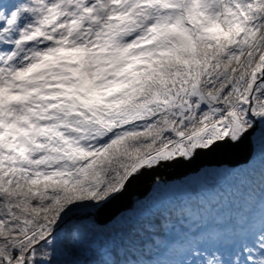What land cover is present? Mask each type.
I'll list each match as a JSON object with an SVG mask.
<instances>
[{"label":"snow or ice","instance_id":"obj_1","mask_svg":"<svg viewBox=\"0 0 264 264\" xmlns=\"http://www.w3.org/2000/svg\"><path fill=\"white\" fill-rule=\"evenodd\" d=\"M0 264H264V0H0Z\"/></svg>","mask_w":264,"mask_h":264},{"label":"water","instance_id":"obj_2","mask_svg":"<svg viewBox=\"0 0 264 264\" xmlns=\"http://www.w3.org/2000/svg\"><path fill=\"white\" fill-rule=\"evenodd\" d=\"M238 159H240L239 151L218 152L207 156H202L192 165L187 167L162 169L159 174L169 181L181 180V177H184L189 171L201 165L220 163L224 160L235 162ZM149 187L150 184L147 180H142L133 186H130L123 197L109 205L106 210V214L108 216L115 215L122 209L129 207L133 201L148 194Z\"/></svg>","mask_w":264,"mask_h":264},{"label":"rangeland","instance_id":"obj_3","mask_svg":"<svg viewBox=\"0 0 264 264\" xmlns=\"http://www.w3.org/2000/svg\"><path fill=\"white\" fill-rule=\"evenodd\" d=\"M174 182V183H173ZM172 183L173 184H178V183H180L181 182V180H179V181H177V182H175V181H173Z\"/></svg>","mask_w":264,"mask_h":264},{"label":"trees","instance_id":"obj_4","mask_svg":"<svg viewBox=\"0 0 264 264\" xmlns=\"http://www.w3.org/2000/svg\"><path fill=\"white\" fill-rule=\"evenodd\" d=\"M175 182H177V181H175ZM174 183V182H173Z\"/></svg>","mask_w":264,"mask_h":264}]
</instances>
